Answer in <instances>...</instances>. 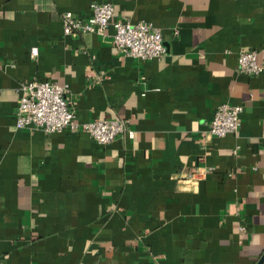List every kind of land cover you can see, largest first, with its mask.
I'll return each instance as SVG.
<instances>
[{
  "label": "crops",
  "instance_id": "obj_1",
  "mask_svg": "<svg viewBox=\"0 0 264 264\" xmlns=\"http://www.w3.org/2000/svg\"><path fill=\"white\" fill-rule=\"evenodd\" d=\"M94 3L152 23L167 56L124 57L113 25L66 37L63 14ZM244 49L264 62V0H0V264H257L264 74L239 73ZM32 80L67 86L78 123L123 119L134 138L17 129ZM224 104L242 126L215 137Z\"/></svg>",
  "mask_w": 264,
  "mask_h": 264
},
{
  "label": "built area",
  "instance_id": "obj_2",
  "mask_svg": "<svg viewBox=\"0 0 264 264\" xmlns=\"http://www.w3.org/2000/svg\"><path fill=\"white\" fill-rule=\"evenodd\" d=\"M88 19L76 18L73 13L63 14V30L66 37L98 35L105 36L113 25V44L124 57L145 61L160 60L167 56L161 30L152 23L129 20L114 21L115 7L111 3L91 5ZM31 56L37 57V47L31 49ZM238 71L246 76L264 74V62L258 59V52L244 49L238 53ZM19 104L15 117L17 129H32L52 135L64 131H81L90 135L99 145H108L120 137L134 138L127 121L123 119H97L80 124L70 108L65 95L67 86L49 81L32 80L22 83ZM243 108L228 104L220 105L210 123L209 134L215 137L238 135L242 126ZM195 175H200L197 173ZM244 231V229H242Z\"/></svg>",
  "mask_w": 264,
  "mask_h": 264
},
{
  "label": "water",
  "instance_id": "obj_3",
  "mask_svg": "<svg viewBox=\"0 0 264 264\" xmlns=\"http://www.w3.org/2000/svg\"><path fill=\"white\" fill-rule=\"evenodd\" d=\"M257 264H264V254L262 255Z\"/></svg>",
  "mask_w": 264,
  "mask_h": 264
}]
</instances>
